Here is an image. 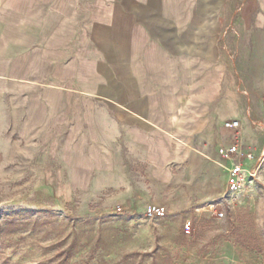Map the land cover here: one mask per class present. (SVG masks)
Listing matches in <instances>:
<instances>
[{"label":"rangeland","instance_id":"374dc122","mask_svg":"<svg viewBox=\"0 0 264 264\" xmlns=\"http://www.w3.org/2000/svg\"><path fill=\"white\" fill-rule=\"evenodd\" d=\"M80 86L0 83V264H264V163L237 196L215 163L264 123V93L243 94L233 72L208 129L147 146ZM31 114L40 128L26 127Z\"/></svg>","mask_w":264,"mask_h":264},{"label":"crops","instance_id":"0c3cea01","mask_svg":"<svg viewBox=\"0 0 264 264\" xmlns=\"http://www.w3.org/2000/svg\"><path fill=\"white\" fill-rule=\"evenodd\" d=\"M233 72L243 94L264 93V0H0V83L80 82L81 94L126 114L129 137L143 145L174 135L190 144L208 129ZM256 126L243 133L241 145L256 152L247 168L264 154V123Z\"/></svg>","mask_w":264,"mask_h":264},{"label":"built area","instance_id":"2783aa9c","mask_svg":"<svg viewBox=\"0 0 264 264\" xmlns=\"http://www.w3.org/2000/svg\"><path fill=\"white\" fill-rule=\"evenodd\" d=\"M264 104V96H263ZM241 127L239 120H229L225 123V128L239 130ZM223 163L222 167L228 175V187L233 196L241 194L249 182H253L259 174L261 165L264 163V155L257 166L247 168L245 160H255L256 157L244 150L241 144H234L228 148L222 147L219 150ZM224 214L220 213L222 217Z\"/></svg>","mask_w":264,"mask_h":264}]
</instances>
